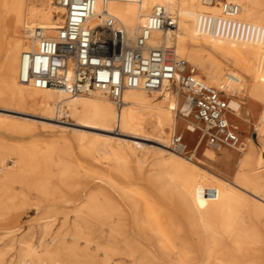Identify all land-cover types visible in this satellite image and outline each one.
Masks as SVG:
<instances>
[{
    "label": "bare ground",
    "instance_id": "6f19581e",
    "mask_svg": "<svg viewBox=\"0 0 264 264\" xmlns=\"http://www.w3.org/2000/svg\"><path fill=\"white\" fill-rule=\"evenodd\" d=\"M228 1L239 5L236 17L223 15L220 0H97V13L106 10L115 16L127 36L134 38L155 5L175 12L178 27L154 32L151 43L173 45L175 55L186 60L187 68H194L199 78L224 93H247L251 100H260L253 125L264 147V0ZM63 11L54 0H0V108L21 114L40 110L44 118L67 108L77 126L106 132L102 135L106 144L97 152L100 160L127 167L136 156L140 171L152 161V168L159 171V196L116 185L89 167L74 169L75 160L68 158L66 151L44 141L23 146L0 140V165L4 166L0 221L29 205L36 213L45 214L68 199L66 191L77 178L88 177L106 182L120 197L99 184L86 192V202L74 211L76 219L107 226L129 247L131 256L136 247L143 249L134 264H264V156L259 155L252 138L241 140L245 147L241 144L237 148L239 169L230 181L202 168L193 156L169 150L178 130L195 145V132L200 127L187 97L172 86L150 91L127 89L118 107L101 91L71 96L19 79L22 53L36 47L33 30L59 28L64 22ZM228 100L231 111L241 114L242 104L234 98ZM181 118L189 122L186 129ZM0 125L18 133L28 131L26 124L0 120ZM136 139L150 140L159 149L139 150ZM200 144L208 147L206 142ZM207 150L210 158L217 156L212 149ZM236 155L223 150L220 159L225 162ZM18 186L35 190L39 198L32 203L17 191ZM75 227L80 231L81 222ZM73 235L82 237L80 232ZM76 247L62 250L27 243L17 262L7 264H27L34 258L43 264L46 260L68 264L67 257ZM103 251L104 264H114L111 254L119 249L108 246ZM4 255L5 251H0V264Z\"/></svg>",
    "mask_w": 264,
    "mask_h": 264
},
{
    "label": "built area",
    "instance_id": "2783aa9c",
    "mask_svg": "<svg viewBox=\"0 0 264 264\" xmlns=\"http://www.w3.org/2000/svg\"><path fill=\"white\" fill-rule=\"evenodd\" d=\"M64 11L56 29L36 28V47L22 53L19 79L40 89H60L71 96L101 91L116 106L127 89L155 90L176 85L186 95L194 118L203 124L211 145L239 148V128L230 120L231 107L224 92L199 78L173 45L151 43L156 31L174 30L178 16L157 4L134 38L106 10L97 13V0H54ZM223 15L233 18L238 4L222 0ZM172 149L183 151L182 134H175Z\"/></svg>",
    "mask_w": 264,
    "mask_h": 264
},
{
    "label": "rangeland",
    "instance_id": "374dc122",
    "mask_svg": "<svg viewBox=\"0 0 264 264\" xmlns=\"http://www.w3.org/2000/svg\"><path fill=\"white\" fill-rule=\"evenodd\" d=\"M172 89L174 91H179L183 97H186L178 86L173 85ZM224 96L227 99L234 98L242 104L241 114L235 115L231 111L230 120L238 125L240 139L246 142L248 137L252 138L259 155L263 157L264 147L261 145L258 132L253 125L256 121L261 101L257 99L251 100L247 93L237 95L224 93ZM106 97L112 100L107 95ZM30 111H32L33 114H21L12 110L0 108V120L9 123L28 125V131H22L20 133L10 131L5 126L0 125V140L23 146H28L30 143L38 140L44 141L54 146L58 151H66L67 154H69L67 157L69 158L71 156L75 160L74 169L79 166L89 167L108 176L116 185H122L129 189H143L152 197L159 196L157 190L159 171L152 168V161L147 162L142 171L139 170L136 156L131 157L127 167H123L117 162L106 163L97 156L98 150L106 144L105 139L102 137L106 132L99 129L77 126L75 124L76 119L70 114L67 108L61 111L57 110L52 118L41 117L43 112L40 110ZM182 122L185 124L182 126L183 129H186V125L189 122L185 119H182ZM199 124L200 127H197V131L195 132L198 138V142L195 145L191 146L189 144V137L188 135L185 136L182 130H178L174 133V135H184L183 140L186 148L182 153L198 159L200 165L204 166H202V168L207 169L221 178L232 181L236 171L239 169L238 156L240 155V149L226 145L214 147L208 140V135H205L203 132V124ZM115 130L118 132L117 127ZM135 141L139 143V150L144 148L145 149L142 151H146V148H150L151 150L159 149V145L150 140L136 139ZM201 142H206L208 144L207 148L215 151L217 156H214L215 158L213 159L210 158L207 148L204 149L200 144ZM241 147L243 148L245 145L242 144ZM169 150L172 151V148H169ZM223 150H228L231 153L235 152L238 155L230 156L224 162L220 159ZM7 163L12 164L10 160ZM60 164L61 162L58 160L57 165L59 166ZM0 168H2V170H0V174H2L4 166L0 165ZM55 171H57V169H55ZM97 181L100 180L88 177L77 178L75 183L66 191V197L68 199L66 201H61L56 207H53L54 209L51 208L45 214L36 213L34 206L29 205L18 209L17 212L11 214L7 219L1 220L0 251H5L2 264H7L11 261L17 262L24 253L27 243L34 246L43 243V245L59 247L62 250L73 245L78 246L73 254L68 255V264H104L105 255L103 249L108 246L117 247L119 249L115 255L111 254V260L114 261V264L136 263L137 260L142 257L144 253V251H142L143 249L136 247L135 250H137V252L131 256L130 249H128L129 247L127 248L125 243L119 240L117 234L111 233L107 226H101L94 220L82 222L76 219L74 211L86 202V192L98 187L99 184L104 185L115 197H120V192H118L117 189L111 187L106 182ZM17 191L26 194L27 197L30 198L29 201L32 203L39 198L35 190H30L23 186H18ZM77 222H81L82 224L80 231L76 230L75 225ZM79 232L82 234V237L80 239L78 238V240L73 234ZM45 262L46 264H54L48 260ZM27 264L43 263L42 260L34 258ZM159 264L164 263L160 262Z\"/></svg>",
    "mask_w": 264,
    "mask_h": 264
}]
</instances>
